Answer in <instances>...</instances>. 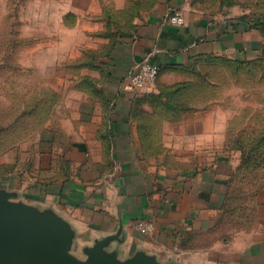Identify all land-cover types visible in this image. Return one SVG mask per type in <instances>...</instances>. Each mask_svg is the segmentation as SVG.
Here are the masks:
<instances>
[{"label":"crops","instance_id":"0c3cea01","mask_svg":"<svg viewBox=\"0 0 264 264\" xmlns=\"http://www.w3.org/2000/svg\"><path fill=\"white\" fill-rule=\"evenodd\" d=\"M176 11L183 24L169 20ZM57 15L71 18L64 43L50 46H64L49 64L63 67V86L49 77L51 107L31 150L25 139L4 149L11 186H1L67 219L81 256L118 235L111 248L123 257L141 249L176 264H264V175L243 178L242 153L228 141L244 106L202 105L195 92L187 107L172 106L170 97L186 92L166 90L191 79L172 68L200 58L260 57L264 32L187 0H65ZM144 60L161 67L155 84L126 89ZM142 219L153 232L137 227Z\"/></svg>","mask_w":264,"mask_h":264},{"label":"rangeland","instance_id":"374dc122","mask_svg":"<svg viewBox=\"0 0 264 264\" xmlns=\"http://www.w3.org/2000/svg\"><path fill=\"white\" fill-rule=\"evenodd\" d=\"M187 1L192 8L204 12L207 16L232 15L254 22L264 18V0ZM64 6L65 0H0V131L3 126L6 129V126L14 119L11 112L18 108V102L28 100L39 90H48L49 77L54 80L63 72V67L56 68L49 64L50 59L53 60L56 57L58 59L60 54L61 56L64 54V46L61 52L56 51L55 47L50 51V46H55L59 42L64 43L66 38L64 26L70 22L71 18L66 19L63 16V19H57L58 11L64 10ZM204 61L206 59L200 58L190 63L187 68H172V71L189 76L192 72L204 70L208 66ZM205 69L207 71L208 68ZM42 78L46 81H42ZM56 79L58 82L53 87L61 90L63 83L59 78ZM246 83L247 86L235 81L228 84L222 83L219 89L226 94L224 93L221 103L226 105L229 102L233 108H237L238 105L264 106V102L258 103V98L254 94L249 93L245 98L230 95L239 91L251 92L255 81ZM262 93L264 94V91ZM24 120L31 122L33 119L25 117ZM5 133L7 134H2L0 140V186L10 185L7 181L8 175L3 174L2 153L4 149L13 147V143L17 142L10 137V134L8 135V131ZM34 133L35 131H32L24 138L25 140L22 139L30 143L23 149L31 150L33 146L31 143L35 142V138H32ZM15 135L17 131L13 133V136ZM19 150L20 146L14 152L20 154ZM10 161L12 162L13 158Z\"/></svg>","mask_w":264,"mask_h":264},{"label":"trees","instance_id":"16d2710c","mask_svg":"<svg viewBox=\"0 0 264 264\" xmlns=\"http://www.w3.org/2000/svg\"><path fill=\"white\" fill-rule=\"evenodd\" d=\"M248 21L252 26L258 27L264 32V18L255 22ZM204 59L208 65L206 66L207 71L205 67L204 70L192 72L189 75L190 77L193 76L190 81L177 83L166 88L167 91L178 96L186 92L184 97L171 96L167 104L187 107L192 102V98L187 95V92H195L196 99L199 98L202 105L214 102L221 103L225 91L219 89L220 85L222 83L228 84L231 81L239 84L244 83L246 86V82L255 81L253 88L251 87V92H245L243 98L248 97L250 93L258 98V103L264 102V94L262 93L264 91V50L256 59L203 57L202 60ZM50 96L49 89L39 90L38 93L32 94L28 100L18 102V108L11 112L14 119L6 126V129L3 126L0 131V140L2 134H7L5 131H8V135L10 134V137L15 141L30 135L43 122L45 115L49 112L51 107ZM34 113L35 120L31 122L24 120L25 117H32L33 119ZM15 131H17V135L13 136ZM228 141L233 148L242 153V162L238 171L243 178H258L264 175V106H244L243 110L236 114L231 121Z\"/></svg>","mask_w":264,"mask_h":264},{"label":"water","instance_id":"95a60500","mask_svg":"<svg viewBox=\"0 0 264 264\" xmlns=\"http://www.w3.org/2000/svg\"><path fill=\"white\" fill-rule=\"evenodd\" d=\"M118 238L109 235L83 246L81 256L67 219L0 186V264H176L141 249L123 257L119 248H111Z\"/></svg>","mask_w":264,"mask_h":264},{"label":"built area","instance_id":"2783aa9c","mask_svg":"<svg viewBox=\"0 0 264 264\" xmlns=\"http://www.w3.org/2000/svg\"><path fill=\"white\" fill-rule=\"evenodd\" d=\"M169 20L178 24H183L185 22L184 15L180 11L171 14ZM160 72L161 67L159 65L144 60L129 71L124 86L126 89H148L155 84ZM136 225L144 234H149L153 232L154 229L152 220L142 219Z\"/></svg>","mask_w":264,"mask_h":264}]
</instances>
